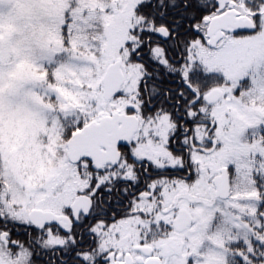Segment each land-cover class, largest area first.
<instances>
[{
	"label": "snow or ice",
	"instance_id": "1",
	"mask_svg": "<svg viewBox=\"0 0 264 264\" xmlns=\"http://www.w3.org/2000/svg\"><path fill=\"white\" fill-rule=\"evenodd\" d=\"M0 264H264V0H0Z\"/></svg>",
	"mask_w": 264,
	"mask_h": 264
}]
</instances>
